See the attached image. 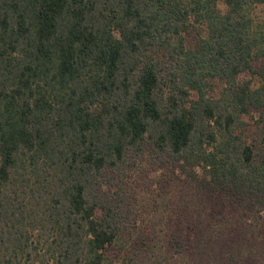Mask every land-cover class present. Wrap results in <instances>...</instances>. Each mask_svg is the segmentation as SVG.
I'll return each mask as SVG.
<instances>
[{"label": "trees", "instance_id": "obj_1", "mask_svg": "<svg viewBox=\"0 0 264 264\" xmlns=\"http://www.w3.org/2000/svg\"><path fill=\"white\" fill-rule=\"evenodd\" d=\"M160 169L210 198L176 264H264V0H0V264L167 263Z\"/></svg>", "mask_w": 264, "mask_h": 264}, {"label": "rangeland", "instance_id": "obj_2", "mask_svg": "<svg viewBox=\"0 0 264 264\" xmlns=\"http://www.w3.org/2000/svg\"><path fill=\"white\" fill-rule=\"evenodd\" d=\"M221 8H226L221 5ZM261 10L259 9L258 12ZM249 79V77H245ZM259 120V114L253 113L245 117V121L249 124V133L254 134ZM154 169V168H153ZM148 173V172H147ZM142 177L146 179V171L142 172ZM151 179L141 182L140 201L142 202L141 209L143 210V220L145 224L150 225L151 231L162 236V241L155 250L157 261L167 262L164 264H176L175 262L183 260V258L172 251H167L165 240L168 241L172 232V220H177L178 216H186L202 214L207 216L206 208L209 209V196L204 195L198 190L195 184L188 182L178 171L172 172L167 169H160L151 173ZM146 220V221H145ZM166 236V237H165ZM211 253V252H210ZM187 255L185 260L191 262L200 258L212 261L208 255ZM151 261L156 263L155 257L150 256ZM153 264V263H148Z\"/></svg>", "mask_w": 264, "mask_h": 264}]
</instances>
